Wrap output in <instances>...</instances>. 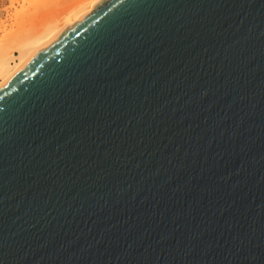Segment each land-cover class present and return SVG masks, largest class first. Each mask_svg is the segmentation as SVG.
<instances>
[{
	"label": "water",
	"instance_id": "1",
	"mask_svg": "<svg viewBox=\"0 0 264 264\" xmlns=\"http://www.w3.org/2000/svg\"><path fill=\"white\" fill-rule=\"evenodd\" d=\"M0 264H264V0H100L0 85Z\"/></svg>",
	"mask_w": 264,
	"mask_h": 264
},
{
	"label": "bare ground",
	"instance_id": "2",
	"mask_svg": "<svg viewBox=\"0 0 264 264\" xmlns=\"http://www.w3.org/2000/svg\"><path fill=\"white\" fill-rule=\"evenodd\" d=\"M9 1V7L14 6L15 2L18 3V0ZM99 1H22L21 9L16 10L15 13L16 19L19 20L15 29L10 30L11 32L9 31L4 39H0V85L36 56L66 23H74L82 19ZM4 24L6 26L5 21L0 23V27Z\"/></svg>",
	"mask_w": 264,
	"mask_h": 264
},
{
	"label": "rangeland",
	"instance_id": "3",
	"mask_svg": "<svg viewBox=\"0 0 264 264\" xmlns=\"http://www.w3.org/2000/svg\"><path fill=\"white\" fill-rule=\"evenodd\" d=\"M22 1H24V0H18V3L15 2L14 6L9 7V5H10L9 0H0V23H2L3 21H5V23H6V26L4 24V26L1 25L2 27H0V39L1 38L4 39V37L6 36V34L10 30L12 31L13 29H15V27L17 25L16 23L19 21L18 19H16L17 16L15 17V13H16V10L21 9L20 4H22ZM5 9H7V10H5ZM12 11H15V12H12ZM15 19H16V22H15Z\"/></svg>",
	"mask_w": 264,
	"mask_h": 264
}]
</instances>
